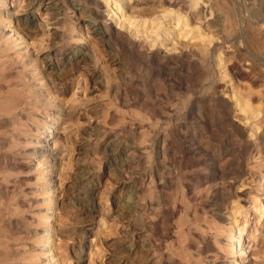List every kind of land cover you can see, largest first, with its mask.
I'll use <instances>...</instances> for the list:
<instances>
[{"label": "rangeland", "instance_id": "obj_1", "mask_svg": "<svg viewBox=\"0 0 264 264\" xmlns=\"http://www.w3.org/2000/svg\"><path fill=\"white\" fill-rule=\"evenodd\" d=\"M52 1L0 0V264H264V0Z\"/></svg>", "mask_w": 264, "mask_h": 264}, {"label": "bare ground", "instance_id": "obj_2", "mask_svg": "<svg viewBox=\"0 0 264 264\" xmlns=\"http://www.w3.org/2000/svg\"><path fill=\"white\" fill-rule=\"evenodd\" d=\"M37 1V0H36ZM41 1H43V0H41ZM53 2L52 0H49V2ZM54 4H56V6H57V3H55L54 2ZM120 7V6H119ZM56 11V10H55ZM107 11V10H106ZM108 15H110V14H108ZM54 16H56V15H54ZM120 16H121V14H119V12L117 13V12H115V13H113V15H112V17H111V15H110V25H111V27L113 28V27H119L121 24H123V20L120 18ZM106 17V16H105ZM30 19H31V17H30ZM54 20H58V17H55V19ZM125 22V21H124ZM128 22V21H127ZM109 24V23H108ZM125 24V23H124ZM87 26V25H86ZM85 26V27H86ZM118 29V28H117ZM106 32H99V34H101V36L102 37H104L106 34H105ZM82 49H83V47H82ZM82 49H79L78 51H81ZM75 50V49H74ZM87 50V49H86ZM84 52V51H83ZM72 53V52H71ZM86 53V52H85ZM63 72L62 71H60L59 72V74H62ZM57 126V124H56V122L55 123H52V124H50L49 125V130H48V135H49V133L51 132V128H55ZM53 133H54V130L52 131ZM47 136V135H46ZM46 139H47V137H46ZM52 139V138H51ZM82 209V208H81ZM82 212H83V214L84 215H89V214H91V212H92V209H89V206L87 207H85V208H83L82 210H81ZM83 218V217H82ZM84 222V221H83ZM245 242H246V240H245V236H244V234H243V232H240L239 234H238V236H237V240H236V244H234V248L236 249V253L238 254V255H241V254H243L245 251H244V249H245ZM240 262H242L241 260H239V263Z\"/></svg>", "mask_w": 264, "mask_h": 264}]
</instances>
